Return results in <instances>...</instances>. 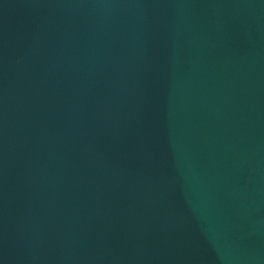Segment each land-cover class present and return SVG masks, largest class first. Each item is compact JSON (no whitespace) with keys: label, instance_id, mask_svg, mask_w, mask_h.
I'll return each mask as SVG.
<instances>
[{"label":"water","instance_id":"1","mask_svg":"<svg viewBox=\"0 0 264 264\" xmlns=\"http://www.w3.org/2000/svg\"><path fill=\"white\" fill-rule=\"evenodd\" d=\"M0 264H264V0H0Z\"/></svg>","mask_w":264,"mask_h":264}]
</instances>
